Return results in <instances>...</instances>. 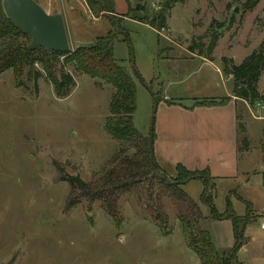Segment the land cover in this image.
Here are the masks:
<instances>
[{
  "label": "rangeland",
  "instance_id": "obj_1",
  "mask_svg": "<svg viewBox=\"0 0 264 264\" xmlns=\"http://www.w3.org/2000/svg\"><path fill=\"white\" fill-rule=\"evenodd\" d=\"M246 1L176 3L166 18V30L158 33L133 17L156 13L161 0H142L145 12L133 9L127 14L126 9L122 14L114 9L113 14L97 17L87 14V4L80 0L86 8L74 7L76 12H72L67 27L68 43L74 50L106 35L111 30L109 18L122 22L124 31L116 35L113 54L136 84L134 126L144 138L150 131L154 137H163L170 114L163 111V97L224 98L232 79L222 74L221 59L231 58L238 65L264 42V0H259L252 11L243 10ZM114 2L120 12L128 4L134 8L136 3ZM212 21L216 22L212 31L220 34L213 60L190 57L187 48L192 42L208 44ZM198 50L193 53L198 55ZM35 71L41 73L36 87L24 73L20 87L11 69L0 74V264H198L176 217L178 205L161 195L159 173L134 184L131 193L120 198L119 227L95 201L82 199L65 209L70 188L59 177L78 175L84 182L91 181L124 147L104 130L114 92L107 83L80 74L69 65L65 71L74 78L75 86L68 97L57 98L40 64L35 65ZM257 88L264 93V70ZM157 96L160 100L155 105ZM236 105L245 123L249 152L240 166L250 170L239 194L250 196L259 205L264 201V103ZM174 138L179 140L180 134ZM239 146L241 149V142ZM201 187L196 179L182 184L181 189L207 216L208 208L198 200ZM224 190L223 186L216 187L214 200L219 213L225 209ZM232 196L237 194L228 193L229 200ZM160 209L168 217L166 236L152 217ZM244 209L240 202L233 207L238 216L245 214ZM245 212L255 220L264 217V211L257 212L252 206ZM208 223L202 224L211 232ZM261 223L246 226L257 243L249 245L250 255L237 253L232 264H264Z\"/></svg>",
  "mask_w": 264,
  "mask_h": 264
},
{
  "label": "trees",
  "instance_id": "obj_2",
  "mask_svg": "<svg viewBox=\"0 0 264 264\" xmlns=\"http://www.w3.org/2000/svg\"><path fill=\"white\" fill-rule=\"evenodd\" d=\"M90 14L97 17L99 14L114 12V0H85ZM134 8L130 4L127 6V14L130 10L145 12L146 7L141 4L142 0H135ZM186 0H161L160 8L151 16L144 15L133 17L140 23H146L155 31L160 32L166 29V18L169 10L176 3H184ZM259 0H247L243 3L244 11H252ZM126 17V16H125ZM111 30L104 36H100L89 44H82L74 50H68L66 53L58 51H47L42 46H35L34 49H28L30 37L20 28H17L12 22L4 16L0 5V74L5 70L11 69L17 86L23 85L20 77L25 74L29 81L33 80L36 87V80L41 76L40 72L35 71V65L40 64L44 76L51 83L53 92L57 98L68 97L70 91L75 86L74 78L65 69L71 65L78 73L85 74L95 80H101L113 90V95L108 104L109 114L104 120V130L108 136L124 145L119 148L115 156L102 169L101 173L95 175L91 181L84 182L78 175H68L59 177L60 181L68 184L69 196L66 200L65 209L78 205L82 199H88L90 202H97L107 216L113 220L116 227L121 224L119 212L121 210L119 200L125 194H130L134 184L151 178L152 175L159 173L160 185L164 192V197L169 198L174 204L178 205L176 217L178 218L181 229L186 235L188 247L195 253L198 264H231L236 260L237 253L242 245L246 244L248 238L245 236V228L248 224L255 221L249 217L247 212L243 216L234 214L231 200L228 194L225 198V209L219 213L215 207V184L210 177L208 169L189 170L183 164H177L174 168L176 174L170 177L161 170L158 164L151 160L148 151L149 139L142 137L133 123V113L136 109V84L127 69L119 63L113 54L114 40L119 32H123L121 23L116 19H108ZM212 21L209 27L208 44H196L192 42L187 51L193 53L196 48L198 55L203 56L208 61L213 60L211 57L213 49L217 45L220 34L212 31ZM218 27H223L217 23ZM126 38L124 39V41ZM221 72L232 79V96L246 105L253 107L258 103H264V93L260 92L257 84L262 71L264 70V42L256 50L246 56L240 64L235 65L231 58L221 59ZM156 102L160 100L158 96ZM230 100L226 96L219 100L199 99L195 105L208 106L224 105ZM167 104L174 103L173 100H166ZM241 115H236L237 134L240 137L242 148L248 147V139L245 136V126L241 120ZM264 137V129L262 130ZM154 142V133L152 132ZM264 151V142L262 143ZM131 151V153H127ZM198 180L202 185L199 193V202L208 208V215H203L200 205L189 200L186 193L181 189L182 184ZM151 182V181H150ZM233 194L234 191H229ZM247 206H251L248 201L236 197ZM182 205V206H181ZM161 210V209H160ZM157 212H160L158 214ZM152 215L157 221L158 228L164 236L167 233L168 217L164 212L155 211ZM220 220H230L234 235V242L228 253L220 252L215 247L213 236L204 226L203 222ZM257 220V219H256Z\"/></svg>",
  "mask_w": 264,
  "mask_h": 264
},
{
  "label": "crops",
  "instance_id": "obj_3",
  "mask_svg": "<svg viewBox=\"0 0 264 264\" xmlns=\"http://www.w3.org/2000/svg\"><path fill=\"white\" fill-rule=\"evenodd\" d=\"M38 2L47 12L51 11L62 14L66 30L69 20L73 15L72 12H76L74 7L82 5L83 8H86L80 0H38ZM114 3L116 4V2ZM87 9L85 11L89 14L90 12ZM126 9L120 12L115 8V11L116 13L123 14L126 12ZM187 53L190 57L197 56L202 58L204 62L207 60L201 55ZM229 78L231 79V77ZM227 89L226 96L230 97V100L224 105H211L210 107L195 105L196 100L201 98L181 97L179 99H171L174 103L169 105L166 103V100L169 99L163 97L162 101L165 105L163 111L170 113L169 119H167L168 128L165 130L163 137L159 135L158 137H154V159L159 168L170 177L175 176L176 170L174 168L180 163L189 170H204L206 168L210 172V177L213 178L215 195L216 187L223 186L225 198L229 191H234L238 197L248 201L255 211H264L263 200L262 203L260 202L259 205H256L254 203L255 199L250 196L243 197L239 194L240 187L247 184V175L250 170L243 169L240 166V162L248 156L249 152L248 148L243 149V152L240 150L239 145L241 141L237 134L238 121L236 120V115L238 112L236 103L242 104L243 102L244 105L246 103L232 96V81L230 87ZM211 98L216 100L221 99L218 97ZM174 134H180V139L176 140ZM175 153L177 157L174 156ZM230 200L233 207L236 202H240L245 208V204L236 197L232 196ZM223 208H225V205ZM255 221L264 222L263 215ZM208 224L213 228L211 232L215 247L220 252L229 250L234 242L230 220H213ZM261 229L264 230L262 227ZM245 236L248 238V241L239 249V255H246L249 253V245L257 243L256 236L248 233L246 228ZM236 263L242 264L240 261H236Z\"/></svg>",
  "mask_w": 264,
  "mask_h": 264
},
{
  "label": "water",
  "instance_id": "obj_4",
  "mask_svg": "<svg viewBox=\"0 0 264 264\" xmlns=\"http://www.w3.org/2000/svg\"><path fill=\"white\" fill-rule=\"evenodd\" d=\"M0 5L4 16L14 26L29 35L28 49L42 46L47 51L66 53L70 50L62 14L48 13L37 0H0ZM233 10L235 13L238 12L237 8ZM154 104L156 105V100ZM148 139L150 158L155 163L152 131H150Z\"/></svg>",
  "mask_w": 264,
  "mask_h": 264
},
{
  "label": "built area",
  "instance_id": "obj_5",
  "mask_svg": "<svg viewBox=\"0 0 264 264\" xmlns=\"http://www.w3.org/2000/svg\"><path fill=\"white\" fill-rule=\"evenodd\" d=\"M162 30H166V29H162ZM162 30H161V31H162ZM161 31L158 32V33H161ZM261 227L264 228V222L261 223Z\"/></svg>",
  "mask_w": 264,
  "mask_h": 264
}]
</instances>
